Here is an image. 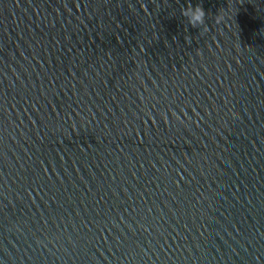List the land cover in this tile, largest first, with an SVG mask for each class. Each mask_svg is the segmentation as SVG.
<instances>
[{"label": "water", "instance_id": "95a60500", "mask_svg": "<svg viewBox=\"0 0 264 264\" xmlns=\"http://www.w3.org/2000/svg\"><path fill=\"white\" fill-rule=\"evenodd\" d=\"M0 264H264V0H0Z\"/></svg>", "mask_w": 264, "mask_h": 264}, {"label": "clouds", "instance_id": "9594fccd", "mask_svg": "<svg viewBox=\"0 0 264 264\" xmlns=\"http://www.w3.org/2000/svg\"><path fill=\"white\" fill-rule=\"evenodd\" d=\"M182 15L188 18V23L193 27H199L205 25V11L202 5L197 4L195 7L189 5L187 8L182 9ZM223 20V15L216 17V23H220ZM207 26L204 27V31H207Z\"/></svg>", "mask_w": 264, "mask_h": 264}]
</instances>
